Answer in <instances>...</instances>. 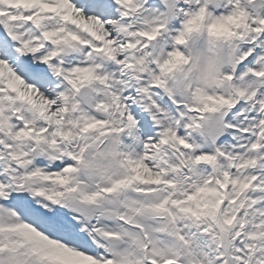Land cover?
I'll list each match as a JSON object with an SVG mask.
<instances>
[{"label":"snow or ice","instance_id":"1","mask_svg":"<svg viewBox=\"0 0 264 264\" xmlns=\"http://www.w3.org/2000/svg\"><path fill=\"white\" fill-rule=\"evenodd\" d=\"M0 264H264V0H0Z\"/></svg>","mask_w":264,"mask_h":264}]
</instances>
